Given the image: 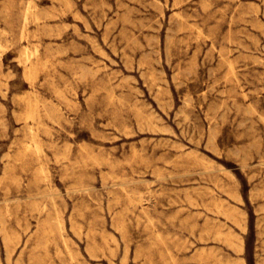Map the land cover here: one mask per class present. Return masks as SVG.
<instances>
[{"label": "rangeland", "instance_id": "1", "mask_svg": "<svg viewBox=\"0 0 264 264\" xmlns=\"http://www.w3.org/2000/svg\"><path fill=\"white\" fill-rule=\"evenodd\" d=\"M0 264H264V0H0Z\"/></svg>", "mask_w": 264, "mask_h": 264}, {"label": "bare ground", "instance_id": "2", "mask_svg": "<svg viewBox=\"0 0 264 264\" xmlns=\"http://www.w3.org/2000/svg\"><path fill=\"white\" fill-rule=\"evenodd\" d=\"M29 114V113H28ZM29 116V115H28ZM28 116H27V119H28ZM33 116V115H32ZM29 126V125H28ZM32 132V131H31ZM32 136V135H31Z\"/></svg>", "mask_w": 264, "mask_h": 264}]
</instances>
